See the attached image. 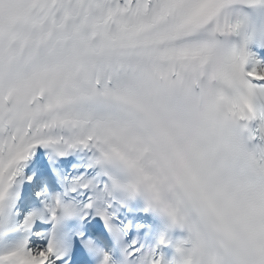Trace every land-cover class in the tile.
Listing matches in <instances>:
<instances>
[{"label": "snow or ice", "instance_id": "snow-or-ice-1", "mask_svg": "<svg viewBox=\"0 0 264 264\" xmlns=\"http://www.w3.org/2000/svg\"><path fill=\"white\" fill-rule=\"evenodd\" d=\"M0 264H264V0H0Z\"/></svg>", "mask_w": 264, "mask_h": 264}]
</instances>
